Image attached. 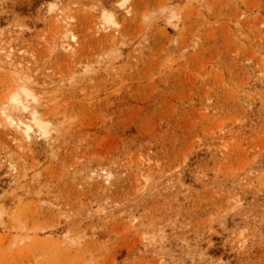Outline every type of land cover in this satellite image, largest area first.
<instances>
[{"label": "rangeland", "instance_id": "obj_1", "mask_svg": "<svg viewBox=\"0 0 264 264\" xmlns=\"http://www.w3.org/2000/svg\"><path fill=\"white\" fill-rule=\"evenodd\" d=\"M0 264H264V0H0Z\"/></svg>", "mask_w": 264, "mask_h": 264}, {"label": "bare ground", "instance_id": "obj_2", "mask_svg": "<svg viewBox=\"0 0 264 264\" xmlns=\"http://www.w3.org/2000/svg\"><path fill=\"white\" fill-rule=\"evenodd\" d=\"M21 93H23L25 95L24 98H21V96H20ZM14 95L11 98V103L20 112L22 111L23 113H25L26 115L24 118L28 117L29 121H24L25 119L23 120V118H19L20 119L19 120L15 117L16 115L10 117L8 114H6L7 115L6 117L9 118V121L10 120L13 121L11 124H13V123L18 124V126H16V127H19V128L21 127L20 129H22V132L24 131L26 135H30L31 133H38L39 135L47 134V129H48L50 123L42 117L39 110L37 109L36 99L34 97L32 100L27 99L29 96L32 97V95L27 91L26 88H21L20 92H17V94H14ZM13 106H12V108H13ZM12 111H13V109H12ZM19 111H18V113H19ZM8 113L10 114V112H8ZM14 114H16V113H13V115ZM18 116H20V115H18Z\"/></svg>", "mask_w": 264, "mask_h": 264}]
</instances>
